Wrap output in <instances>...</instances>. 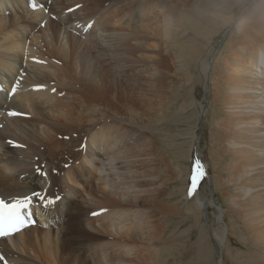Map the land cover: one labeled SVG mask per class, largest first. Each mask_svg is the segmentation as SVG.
<instances>
[{"label":"bare ground","instance_id":"6f19581e","mask_svg":"<svg viewBox=\"0 0 264 264\" xmlns=\"http://www.w3.org/2000/svg\"><path fill=\"white\" fill-rule=\"evenodd\" d=\"M89 1L0 0V198L10 201L33 192L60 197L48 207L33 198V224L0 238V264H112L113 258L130 260L137 254L136 243L151 240L146 237L147 229H157L155 220L150 223L153 216L146 212L150 199L145 197L151 198L150 186L156 176L147 179L148 175H135L141 165L149 170L155 156L151 149L147 153L146 137L131 144L126 141L125 126L131 121L115 103L126 110L130 106L125 101L138 104L125 94H118L121 99L109 95L113 85L105 79L100 65L104 58L118 61L123 50L132 48L129 36L112 25L120 24L121 16L118 10L112 14L110 8L95 21L84 41L75 34L61 35L67 23L75 24L81 16L85 21L103 2L97 0L92 7ZM139 1L136 5L132 0L133 7L127 1L131 10L124 13L129 22L123 25L134 29L136 36L146 32L157 37V30L163 36L161 45L147 40L150 46L135 38V44L142 48L134 50V58L141 61L153 57L151 51L154 55L163 47L169 51L165 47L178 23L177 12L187 13L197 4L193 0ZM32 3L37 5L35 9ZM69 9L74 11L71 20L64 16ZM246 22H237V34L244 42L233 49L235 54L225 60L221 72L223 110L216 125L224 145L217 142L222 147L217 156L229 170L224 186H231L234 193L228 195L227 187L224 194L230 197L239 229L248 231L257 246L256 254H264V29L252 28L262 39L255 42L246 35ZM71 31H76L75 26ZM86 44L95 55H82L81 46ZM147 76L151 80L139 93L146 98L142 99L145 103L151 96L162 97L155 78ZM141 108L146 113L147 104ZM9 112L18 115L10 116ZM148 112L149 123L155 128V110ZM8 141L22 147H12ZM202 166L206 170V165ZM37 167L47 175L37 174ZM52 167L56 169L53 172ZM156 187H152L155 192ZM194 197L196 206H206L196 193ZM161 209L166 211L165 206ZM221 218L220 212L218 220ZM82 234L88 242L83 248L81 242L73 241ZM94 248L97 252L90 254Z\"/></svg>","mask_w":264,"mask_h":264},{"label":"rangeland","instance_id":"374dc122","mask_svg":"<svg viewBox=\"0 0 264 264\" xmlns=\"http://www.w3.org/2000/svg\"><path fill=\"white\" fill-rule=\"evenodd\" d=\"M84 1L87 2V0ZM96 1L90 0L87 4L93 7L92 4L95 5ZM118 1L120 0H103L100 7L98 6L85 17V21L81 16L77 23H67L65 31L62 29L61 32L63 36L64 32L72 36L75 34L80 41H84L86 34L93 26L86 32L83 31L84 27L88 24L94 25L101 15L112 8L111 11H114L112 14L118 10L117 13L121 16L120 24L117 22L112 25L120 32L122 31L125 36H129L127 40L132 47L131 50H123L119 56L120 62L104 58L100 65L103 66L105 79L113 85L109 95L113 99H119V95L125 94L134 98L138 104L125 101L130 106V109L126 110L124 105L115 103L119 105L121 112L125 110L123 115L131 121V124L127 123L128 126H125L127 140H123L131 144L136 138L146 137L149 143L147 153H150L151 149V153L155 156L149 170L141 165L137 168L135 175L140 177L148 175L147 179L149 175L156 176L150 186L151 198L145 197L150 199L146 205L148 207L146 212L153 216L150 223L152 224L155 220L157 229H147L146 237L151 240L144 241L143 244L136 243L137 254L133 258L130 260L124 257L113 258L111 263L264 264V254H256L257 246L248 231H240L230 197L224 194L227 187L228 195L234 191L231 186H224L229 170L223 165V159L217 156L222 150L219 143L224 144L223 134L217 130L216 125V121L222 118V98L219 97H222L223 91L221 72L224 62L231 54H235L232 52L233 49L244 42L237 34V22L247 19L246 35L255 42H262L252 28L264 29V0H193L197 6L193 4L187 13L178 11L179 20L176 24L178 26L175 25L173 29L170 27L173 30H171L172 40L165 47L170 53H167L163 47L159 51L156 50L157 52L154 51L155 55L151 51L153 57H147L149 59L141 61L134 58V50L141 51L142 48L135 44V38L146 41L150 46L149 42L151 45L157 43L161 45L163 36L159 34V30H157V37H151V34L148 35L146 32L136 36L134 29L123 25L129 22L128 15L124 13L131 10L127 4L130 3L133 7L140 1L134 0L136 5L131 2L132 0ZM163 7L160 5L161 10ZM66 12L65 18L71 20L74 11L66 10ZM161 20L162 25L165 24L164 17ZM73 25L76 28L75 32L71 31ZM96 35L100 36L97 32ZM87 47L88 45L81 46L83 56L96 54L92 46L90 49ZM129 52L130 55H128ZM147 74L155 78L158 93L162 94V97L151 96L145 103L142 99L146 98L141 97L139 93L145 91L151 80ZM206 85L208 86V102L199 129ZM112 101L116 102V100ZM146 104V113H143L141 107H146ZM148 110H155L153 114L155 128L149 123L152 120ZM115 122L118 124L116 120ZM141 125L144 128H141ZM197 136L198 141L194 142ZM1 152L2 148H0ZM195 153L201 164L206 165L204 170L207 174L196 192L202 202L206 203L205 207L195 205L194 195L188 196L190 177L196 164ZM55 170L52 167L51 171ZM154 184L157 185L156 192L155 188L152 190ZM162 206H165V212L161 209ZM220 212L222 218L218 220ZM151 224L148 223V225ZM221 236H224L222 242H220ZM73 241L81 242L82 248L88 244L86 234L74 237ZM97 250V248L92 249L90 254L96 253Z\"/></svg>","mask_w":264,"mask_h":264},{"label":"snow or ice","instance_id":"6c2138e0","mask_svg":"<svg viewBox=\"0 0 264 264\" xmlns=\"http://www.w3.org/2000/svg\"><path fill=\"white\" fill-rule=\"evenodd\" d=\"M30 6L33 9L37 7L35 3H32ZM77 7L80 6L77 5ZM69 11H72V9H69ZM77 27L80 26L77 25ZM91 27L92 25L88 24L84 27V31L86 32ZM15 90L16 86L14 85L12 92L14 93ZM53 91H55V89H53ZM8 114L10 116L18 115V113L15 112H9ZM8 143L12 147H22L12 141H8ZM36 172L39 175H47V173H44L40 167L36 168ZM206 174L207 173L204 170L201 162L197 160L193 169V174L190 177V186L188 188L189 197H192L198 191L200 184L204 180ZM33 198L39 200L43 207H48V205L54 204L60 199L59 196L49 198L46 195H41L38 192H33L30 196L26 197H14L10 201H5L3 198H0V238L10 237L20 232L23 228L29 226L30 223L34 222L32 220V212L30 210Z\"/></svg>","mask_w":264,"mask_h":264},{"label":"water","instance_id":"95a60500","mask_svg":"<svg viewBox=\"0 0 264 264\" xmlns=\"http://www.w3.org/2000/svg\"><path fill=\"white\" fill-rule=\"evenodd\" d=\"M207 102H208V86L206 85V87L204 88V104L202 106V111H201V115H200V119H199V129H200L201 124H202V116L205 113ZM197 141H198V136L196 137V142ZM194 156H195V160L197 161L198 160L197 154L195 153Z\"/></svg>","mask_w":264,"mask_h":264}]
</instances>
